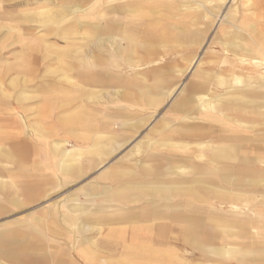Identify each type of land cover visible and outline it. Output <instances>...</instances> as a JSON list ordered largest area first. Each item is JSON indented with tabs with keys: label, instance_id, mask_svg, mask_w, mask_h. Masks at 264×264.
<instances>
[{
	"label": "bare ground",
	"instance_id": "bare-ground-1",
	"mask_svg": "<svg viewBox=\"0 0 264 264\" xmlns=\"http://www.w3.org/2000/svg\"><path fill=\"white\" fill-rule=\"evenodd\" d=\"M56 1L52 7L47 5L49 0L16 2L24 12V21L45 27L55 25V29L51 28L55 36L69 41L61 47L46 43L45 36L40 35L29 38L25 54L11 51L17 53V62L3 69L0 64V117L4 113L2 103L17 109H22L23 103H32L25 104V109L37 119L54 115L53 132L47 130V122L39 121L33 123L31 130L50 149L56 159L55 174L62 176L63 182H73L88 170L98 168L116 150L113 145L119 149L133 139L153 112L172 96L206 35L214 24L218 26L209 52L196 62L191 82L170 105L173 120L162 118L132 147L130 159L140 158L135 167L115 166L100 174V180L118 183L116 189L111 191L108 185L98 183L100 189L93 188L88 200L97 198L100 205L90 209L71 203L76 200L67 197L71 204L65 206L63 220L75 227L79 247L82 246L79 253L87 259L96 255L97 240L86 237L93 230L101 231L94 224L119 223L122 227L114 231L119 237L155 244L143 250L149 254L147 264L171 261L173 255L166 253L172 250L165 248V243L177 242L238 264H264L263 245H228L231 240L240 239L241 226L253 225L249 221L251 214L264 220V0ZM65 22L72 23L60 28ZM4 28V42L19 44L21 36L0 23V32ZM83 29L87 37L71 43ZM52 30L46 29L53 33ZM95 33L97 55L83 54L81 47ZM27 35L23 33V37ZM172 59L176 62L165 65ZM38 63L41 64L35 69L33 65ZM41 68L45 69L43 78L56 76L69 88L46 85L44 92L38 89L37 96L20 90L19 87L32 86V79H38ZM101 82L108 85V104L97 110L105 95L101 93L103 89L93 86ZM108 107L119 110L112 112ZM115 125L119 129L114 130ZM8 127L15 129L17 124L13 121ZM11 132L0 123V157L8 158L16 151L30 153V143L25 145L20 140L18 145L9 137L16 131ZM46 139L52 140L50 144ZM69 139L74 147L65 150L63 145ZM21 162L28 165V159ZM2 179L0 189L10 188ZM35 182L16 179L11 185L17 191L31 190L30 194L36 197L39 192L31 187ZM227 186L240 190L230 191ZM145 197L161 198L166 203L154 206L147 201L140 209L134 207ZM19 198L11 204H21ZM207 208L234 213L230 218H211L216 228L209 240L219 242L218 246L198 242L205 230L206 215L210 216ZM90 222L95 223L91 226ZM13 233L0 232V259L17 251L10 250L15 243ZM109 236L112 237L108 235L104 240L112 239ZM17 246L22 253L32 249L27 242ZM156 256L157 260L153 259ZM214 260L212 264L218 262ZM8 261L39 264L33 254L28 259L14 257ZM0 264L6 263L0 260Z\"/></svg>",
	"mask_w": 264,
	"mask_h": 264
},
{
	"label": "rangeland",
	"instance_id": "rangeland-1",
	"mask_svg": "<svg viewBox=\"0 0 264 264\" xmlns=\"http://www.w3.org/2000/svg\"><path fill=\"white\" fill-rule=\"evenodd\" d=\"M18 1L20 0H2L0 2V23L5 25V27L10 28L14 35L21 36L19 38V44L14 45V42H11L9 44L11 40L4 42L3 39L4 37H6L7 34V30H5V28L0 32V64L2 67L1 69L6 68L7 64L12 65L13 63L17 62L18 56H15L17 53L13 54L12 53L13 51L18 52L19 54L22 53V55L25 54V51L28 48V45L26 46V43L28 44L29 38L35 39L40 35H44L46 43L48 44L53 43L62 47V45H64L65 43L64 40L55 36L56 35L54 34L55 30L53 31L51 29V28L55 29L56 27L55 25L45 27L42 24H38L37 22L24 21L23 20L24 12L21 11V7L19 4L18 6L16 5V2ZM23 1L24 2L26 1L25 3L29 2V0H23ZM52 4L57 5V1L49 0V2L47 3V5H50L51 7ZM230 4L231 2L228 4V7L230 6ZM71 23L72 22H65L60 25V28L67 27ZM47 28L52 30L53 33L47 32L46 31ZM217 30H218V26L214 24L211 30L206 35L203 44L197 49L196 51L197 56L193 60L191 66L188 68L184 76L180 77V82L177 84L174 93L166 102H164V104L160 108H158L155 112H153L154 114L151 120L146 124V126L143 127L141 130H139L128 144L118 149L111 156H109V158H107V160L102 165H100L98 168L88 170L85 175L78 178L74 182L68 184L63 183L62 182L63 180L61 181V179H63L62 176L55 174L54 162H56V159L52 157V153L48 148V146L46 144H43L36 137V135L32 133L31 130L33 123L39 121L40 123L43 124L47 122L48 124L47 130L49 132H53L55 130L54 127L55 120L53 119L54 115L49 119L48 118L41 119L42 117H39L37 119V117H35L32 112L27 113L25 109L26 108L25 104L26 106H28V105H32V103H23L22 109H17L14 105L11 106V104L9 103H2L4 105L3 108L4 113L0 117V123L2 128L3 129L6 128V130L10 132L11 130L16 131V134L9 135V137L15 139L18 145L20 143V140L25 141V145L29 142L31 150L34 151V156L30 158L31 151L30 153L26 151H22V152L16 151L13 152V155L10 153L8 158L0 157V178H3L2 180L5 182V185L10 186V188H7L5 190L0 189V232L14 231L13 235H14L15 243L11 244L10 250L17 249V251L11 252L9 255H6V258H1L0 259L1 263L15 264L13 261H8V260L14 257H16L17 259L19 258L28 259L29 254H33L34 256L38 254L39 257H36V259L38 260L39 264H50L49 262L45 261L46 259L45 256L47 257L50 255L54 256V260H56L58 255L61 256L62 253H65L64 255L69 254L66 251L73 250V245L74 248H76L75 246L78 242L77 240H79L78 239L79 236L75 233V227L73 225L67 224L63 221V218L61 216L62 209L64 208L65 210V206L71 203L89 204V202L86 201L85 196L91 192L92 188H96L99 190L100 188L99 187L97 188V185L100 186V184L104 183V181L100 182L97 180L99 179L98 176L100 172L106 170L107 168L111 169V167H115V166H121V165L130 166V167L135 166L134 160H138L139 157H137L136 159L134 157H131L132 159H130L129 154L130 151L132 150V147L142 138L147 136L150 131V128L159 124L162 118H168L173 120L172 113H169L170 105L174 100H177L179 98V94L181 93L183 87L191 82V78H193L192 77L193 72L195 71L196 66L198 64L196 62H198V60H200L201 57H203L206 52H209L208 47ZM85 32L86 30L83 29L82 34L75 35L74 37L75 39L72 40L75 41L71 43L75 44L77 41L78 42L79 40L81 41L82 38H86L87 35H85ZM23 33H26L28 35L23 37ZM7 44L9 45L6 46ZM38 45H40V47H44L43 44L42 45L37 44V46ZM175 62L176 59L165 61V65L172 64ZM40 64L41 63L35 64L33 65V67L37 69L39 68ZM52 64L54 66V63L51 62V66ZM39 71L40 74L38 79L36 76L32 79V86L30 84L28 87L26 86L19 87L21 88L20 90L22 89L29 90L30 93L34 94V96H37L36 94L39 92V90H43V92L45 91L46 85L52 86L54 88L57 87L61 90H67L69 88L66 82H64L63 84L62 80L60 78H56V76H51V77L49 76L47 78H43L42 76H44L45 69L41 68L39 69ZM11 74L13 73H9V76H11ZM43 83H44L43 87L40 88L36 87L39 84H43ZM5 88L8 90L7 87ZM102 89L103 90L101 91V93H104L103 95H105L106 92H109L108 91L109 89H107V87L105 88L102 87ZM107 99L108 98L106 97V95L103 96L101 100L102 102L98 104L96 107L97 110H102V108H104V106L108 104ZM32 101L37 102L38 99ZM107 110L118 111V109L113 107L110 108L108 107ZM13 121L16 122L18 129L8 127V124L13 123ZM175 122H177V120ZM170 125H172V123ZM113 129L116 130L119 129V127L115 125ZM59 132L61 133L62 131ZM245 135L249 136L248 134ZM56 136L57 135H55V137ZM51 139H46L49 141V144L52 141ZM73 147H74V143L71 139L67 140L63 145V148L65 150H69V149L71 150L73 149ZM47 155L53 158L52 161L54 162L49 163L46 166V168H41L39 166L36 168L33 165H31L32 161L30 160H34V161L36 159L41 160L43 158H46ZM22 159L25 160L28 159L27 162L28 165L25 166V163L21 162ZM44 161H48V160H44ZM44 164L45 162H42L41 166H43ZM51 164H53V168L48 169V167L51 166ZM11 175L16 176V178L12 177ZM53 176L56 177L57 179H50ZM47 177H49V179H46ZM16 179H21L24 181L26 180L27 182H30L34 179L36 181L35 182L36 184H34L35 186H31V187L36 188L35 191L39 192L37 194L39 196L35 197L34 195H31L30 194L31 190L29 191V193H26L14 189L13 186L11 185V182ZM20 186L25 187L24 185H20ZM26 187L29 188V185H27ZM226 188L230 191L240 190V187H236V186H227ZM243 190L246 191V189ZM17 196L20 197L19 199L22 203L19 205L11 204L12 201L18 198ZM67 197L70 198L74 197L73 199H75L76 202L74 201L68 203ZM207 212L210 214V216L208 217V215L205 214L207 217V218L205 217L206 218L205 230L202 234L198 236V242L204 245H209L208 244L209 242L211 243V245L218 246L219 242L216 243L215 240L214 241L209 240L210 236L212 235V230H215L216 228L213 227L214 225L212 224L213 221H211V218H219L220 216L230 218L232 217L231 216L232 214L234 215V213H232V211L229 210L209 211V208H207ZM249 221L253 222V225L249 227L241 226L238 231V235L240 236V239H236L234 241L231 240L230 242H228V245L230 244L231 246L241 247V248L242 247L245 248V246L249 244L250 245L253 244L252 246H260V245L264 246V220H261L256 216L254 217L251 214ZM90 224H94V223L90 222ZM94 226L96 228H100L101 231H97V229L93 230L90 234L87 233L86 237L91 241L97 240L98 245H100L102 243L100 240L101 236L107 234L106 232L108 231L109 227L106 225L97 226L95 224ZM33 229H38V232H34ZM41 229L43 230L41 231ZM24 242H27V244L30 247H32L31 251L24 253L18 252L19 247L17 246V244ZM37 245H39L40 247H38ZM165 245H166L165 248L172 250L170 255H173L171 261L169 259V261L166 264H212V262L215 261L214 259L218 260V262L214 264H238L235 261L229 260L228 258H220V257L215 258L210 253H207L203 250L191 249V247L185 245V243L183 244L182 242L173 243L172 245L169 243H165ZM121 249L122 248L119 245L117 247H113L110 245L107 246L103 243L100 245V252L102 256L105 257L106 259L119 256L120 252H122ZM42 255H44V257H42ZM40 257L43 259H40ZM80 259L83 260L82 258ZM53 264H62V263H53ZM80 264H95V263H80Z\"/></svg>",
	"mask_w": 264,
	"mask_h": 264
},
{
	"label": "crops",
	"instance_id": "crops-1",
	"mask_svg": "<svg viewBox=\"0 0 264 264\" xmlns=\"http://www.w3.org/2000/svg\"><path fill=\"white\" fill-rule=\"evenodd\" d=\"M34 0H30L29 1V3L30 2H33ZM74 1V0H73ZM77 24H79V23H77ZM150 28V27H149ZM97 33H95V36L93 37V39L92 40H90V41H88V42H86V45H84L83 47H81V49H82V51H83V54H85V55H91V54H95V55H97ZM65 41V43H68V41L69 40H64ZM94 44V45H93ZM65 45V44H64ZM64 45H62V47H64ZM88 46V47H87ZM95 46V48H93ZM38 48V47H37ZM42 53V52H41ZM99 85H101V86H99ZM93 87H95V88H97V89H102V87L103 88H105V87H107L108 88V85H107V83H105V82H101V83H99V84H97V87L96 86H93ZM113 108H115V107H113ZM118 109V108H117ZM119 110V109H118ZM110 111H114V110H110ZM115 112V111H114ZM116 112H118L117 110H116ZM111 113V112H110ZM151 120V119H150ZM149 120V121H150ZM148 121V122H149ZM147 122V123H148ZM55 124V123H54ZM145 126H146V124H145ZM145 126H143V127H145ZM142 129V128H141ZM140 129V130H141ZM129 142H130V140H129ZM128 142V143H129ZM74 143V142H73ZM115 147V148H114ZM122 148V147H121ZM113 149H116L115 151H117L118 150V148H117V146H114L113 145ZM120 149V148H119ZM39 150V149H38ZM70 150V149H69ZM115 151H113V153L115 152ZM146 151V150H145ZM112 153V154H113ZM111 154V155H112ZM110 155V156H111ZM34 156V151L33 150H31V153H30V158L31 157H33ZM37 157V156H36ZM53 157V156H52ZM109 158V157H108ZM50 159V160H49ZM52 159L53 158H51L49 155H47V157L46 158H43V159H41V160H39V159H36L35 161L34 160H30V161H32L31 162V165H33L34 167H41V168H46V166L49 164V163H52V162H54V161H52ZM60 159V158H59ZM58 159V160H59ZM136 159V158H135ZM140 159V158H139ZM139 159L138 160H134L135 161V163H137L138 161H139ZM44 160H48V161H44ZM42 162H45V164L43 165V166H41V163ZM133 167H135V166H133ZM49 168H53V164H51V166H49L48 167V169ZM112 168V167H111ZM100 174H102V172H100ZM100 174H99V176H100ZM98 176V177H99ZM46 179H49V177H47ZM50 179H57L56 177H52V178H50ZM34 180V179H33ZM98 181H100V182H102V180H100V179H97ZM61 181H62V179H61ZM76 181V180H75ZM63 182V181H62ZM74 182V181H73ZM63 183H66V184H68V183H71V182H63ZM102 184H105V185H108L110 188H111V191L112 190H115L116 188V186L118 185V183H116V182H109V181H104V183H102ZM93 189V188H92ZM92 191V190H91ZM91 193V192H90ZM90 193L88 194V195H86L85 196V198H86V201L87 202H89V204H80L81 206H85V207H87V208H91V207H95V206H97V205H100V204H98L97 203V198H93V199H91V200H88V196L90 195ZM147 201H149V202H153V204H154V206H160V204H162V203H166L165 202V200H163V199H161V198H150V197H145L144 198V200L141 202V204H139V205H137V206H134V207H137L138 209H140L142 206H143V204L145 203V202H147ZM173 203V202H172ZM172 203H170V204H172ZM79 204V203H78ZM87 205V206H86ZM89 205V206H88ZM65 211H66V209L64 210V208L62 209V213H61V216H62V218L64 217V213H65ZM64 221V220H63ZM93 223H95V222H93ZM142 223L143 224H145V223H149V221L147 222H145L144 223V221H142ZM119 223H115V224H109V225H106V226H108L109 228H108V231L106 232L107 234H104V235H102L101 236V241H102V243L103 244H105V245H110V246H113V247H117L118 245L121 247V248H123V249H121L122 250V252H120V255L119 256H117V257H114V258H108V259H106L105 257H103L102 256V254H101V252H100V245L102 244H100V245H98V243H97V245L95 246L96 247V255L93 257V258H88L87 259V257H85L84 255H82L81 253H79V250H78V248H82V246L80 245V247H79V243L77 242V244H76V248H74V245H73V250H67L66 252H68L69 254H66V255H64L65 253H62L61 254V256H59L58 255V257L56 258V260H54V256H45V261H47V262H49L50 264H53V263H64V264H71V263H73V264H80V263H95V264H105L106 262H110V261H117V262H119L120 264H129L130 262H132V263H134V264H147V262L149 261V254L148 253H145L143 250H148L151 246H155V244L153 245V243H151L152 241H150L149 243H147V242H143V243H137V241H131V240H127V237L125 238V236H123V237H119V234H114V231H116V230H118V228L120 229L122 226H119L118 225ZM142 224V225H143ZM90 225H93V224H90ZM95 225H98V224H95ZM133 225V224H132ZM132 225H130V226H132ZM111 226V227H110ZM113 226V227H112ZM115 226L117 227V228H115ZM119 226V227H118ZM129 226V227H130ZM124 227V226H123ZM103 230V229H102ZM128 231H129V229H128ZM108 235H112V237L111 236H109L110 238H112V239H110V240H104V238L105 237H108ZM104 240V241H103ZM126 240V241H125ZM78 241V240H77ZM108 241V242H107ZM117 241V242H116ZM133 242V243H132ZM145 244H148V245H145ZM208 244L209 245H211V243H209L208 242ZM141 245V246H140ZM38 247H40L39 245H37ZM94 247V248H95ZM118 251V250H117ZM171 252L172 251H170V250H168L167 251V255H170L171 254ZM35 258L36 257H39V255L38 254H36V256H34ZM42 257H44V255H42ZM152 257V256H151ZM51 258V259H50ZM61 258V259H60ZM80 258H82L83 260H81ZM40 259H43V258H41L40 257ZM153 259H156L157 260V256L156 257H153Z\"/></svg>",
	"mask_w": 264,
	"mask_h": 264
}]
</instances>
